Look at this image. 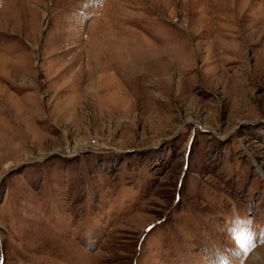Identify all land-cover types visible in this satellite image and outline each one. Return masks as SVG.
Returning <instances> with one entry per match:
<instances>
[{
	"label": "rangeland",
	"instance_id": "1",
	"mask_svg": "<svg viewBox=\"0 0 264 264\" xmlns=\"http://www.w3.org/2000/svg\"><path fill=\"white\" fill-rule=\"evenodd\" d=\"M0 264H264V0H0Z\"/></svg>",
	"mask_w": 264,
	"mask_h": 264
},
{
	"label": "snow or ice",
	"instance_id": "2",
	"mask_svg": "<svg viewBox=\"0 0 264 264\" xmlns=\"http://www.w3.org/2000/svg\"><path fill=\"white\" fill-rule=\"evenodd\" d=\"M248 239H250V234L248 235V237H247ZM237 239H239V237H237ZM243 246V245H242Z\"/></svg>",
	"mask_w": 264,
	"mask_h": 264
},
{
	"label": "bare ground",
	"instance_id": "3",
	"mask_svg": "<svg viewBox=\"0 0 264 264\" xmlns=\"http://www.w3.org/2000/svg\"><path fill=\"white\" fill-rule=\"evenodd\" d=\"M254 258H255V256H254Z\"/></svg>",
	"mask_w": 264,
	"mask_h": 264
}]
</instances>
